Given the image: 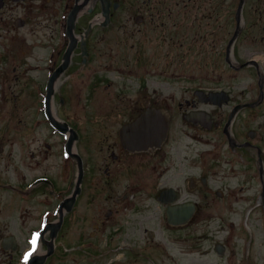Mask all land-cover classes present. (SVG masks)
Masks as SVG:
<instances>
[{
  "label": "rangeland",
  "instance_id": "1",
  "mask_svg": "<svg viewBox=\"0 0 264 264\" xmlns=\"http://www.w3.org/2000/svg\"><path fill=\"white\" fill-rule=\"evenodd\" d=\"M115 1L120 5L112 9V14L110 11L109 27L100 25L104 16L99 4L94 9L93 23L90 21L89 28L92 29L89 35H85L89 28L83 30L86 17L80 18L77 32L80 29L85 31L86 61L82 62V56H85L82 50L76 49L69 67L58 75L51 95L52 113L59 120L66 121L77 133L72 149L82 161L83 176L80 191L69 201L73 208L71 211L63 210L62 224L53 237L56 252L51 257L49 255L43 264L121 263L123 254L120 251L104 252L110 245L105 243L103 231V227L110 223L104 217L105 210L110 207L105 204V197L116 191L118 195L121 194L124 191L123 176H127L114 165L110 167L113 175H107L104 169L106 163L117 164L120 161L118 133L123 118L119 117L117 108L119 97L128 93L127 86H135V81L146 76L144 66L158 73L153 79H148L157 81L159 96L171 95L172 92L175 97L190 95L184 89L189 84L186 81L196 86L204 66H213L217 61L213 51H206L204 37L216 41L220 34L224 40L234 33L240 0ZM36 12L31 13L29 34L20 30V37L24 35L26 41L18 37L19 40L15 39L14 42L6 41V47L0 44V53L7 47L25 50L19 52L20 56H15V62L0 65V264H24L22 253L36 252L39 247L38 254L45 252L40 244L35 251L31 250L28 238L32 235L31 229H39L45 212H49L46 218L50 220L57 216L54 211L58 199H46L45 185L32 186V182L38 177L51 176L63 194L69 197L73 196L78 174L76 159L67 154L64 148V134L55 130L44 115L43 99L48 74L44 69L45 62L52 48L58 47L64 37L59 29L58 33L54 31L50 35L53 26L47 27L45 21H41L43 17ZM144 15L152 16L157 22L163 21L164 25L176 23L178 28L171 34L174 35L173 44L170 40L155 44L152 40L156 38L155 34L160 33L156 38L159 39L167 30L161 32L155 25L153 28L148 25L146 33L151 39H143V60L136 66L135 51L129 45L135 43L141 34L134 26L135 19ZM238 15L235 36L241 33L239 43L245 45L250 42L248 38L253 39L252 46L241 47V53L253 50L264 57V0H244ZM124 38L126 50L121 46ZM165 79L174 81L173 89H170L171 85L161 83ZM133 88H129V91ZM71 180L74 182L72 189L69 185ZM154 207L153 203L150 209L142 212V227L136 231L140 240H150L147 231H151L154 240L167 247L168 256L180 259V263L217 264L211 252L213 241L220 240L221 236L223 239L224 234L231 233L232 237V232L227 233L226 228L224 232L213 231L216 225L213 221L209 226L193 222L186 230L188 236L184 238V233L172 234L167 231ZM230 218L241 225L244 223L241 231L238 228L233 231L232 241L237 243L233 247L236 248L241 241L250 240V236L246 238L248 218L245 216L244 221L236 215ZM111 219L113 221L114 217ZM201 233L206 235L201 241L193 237ZM258 234L256 228V240ZM90 237L99 243L92 244L97 249L86 247L89 243L77 244ZM45 238L49 239V233ZM9 239L13 242H9ZM4 240L13 246L4 248ZM119 243L115 242L113 246ZM145 254L146 250H143L142 255ZM243 255L239 249V257ZM221 262L225 264L223 260ZM236 264L243 263L236 261Z\"/></svg>",
  "mask_w": 264,
  "mask_h": 264
},
{
  "label": "flooded vegetation",
  "instance_id": "2",
  "mask_svg": "<svg viewBox=\"0 0 264 264\" xmlns=\"http://www.w3.org/2000/svg\"><path fill=\"white\" fill-rule=\"evenodd\" d=\"M96 4L101 8L100 0H0V44L6 47V41L14 42L18 37L25 40L24 35L20 37V30L29 34L31 13L37 11L47 27L53 26L50 35L54 31L58 33L59 29L64 37L58 47L52 48L45 62L47 82L51 71L61 63L69 42V12L75 5L77 13L73 33L76 45L66 69L76 49L82 50L81 38L85 37V31L80 29L77 32L80 18L86 17L83 30L89 28L94 20ZM119 5L118 1L109 0L111 14L112 9H117ZM135 21L134 26L141 34L129 46L135 51L137 66L143 60V39H151L146 33L148 25H155L161 32L167 30L159 39L156 38L160 33L155 34L156 38L152 39L155 44H162L165 40L173 44L174 35L171 34L178 26L176 23L164 25L163 21L157 22L152 16L145 15L138 16ZM100 25L109 27V23ZM240 34L230 44L233 34L224 40L218 34L216 41L204 37L206 51H213L217 61L213 66H204L196 86L186 81L189 84L184 89L190 95L175 97L172 92L171 95L159 96L157 81L148 79H153L158 73L143 65L146 76L135 81L132 91H129L132 87L127 86L128 93L119 97L117 108L119 117L123 118L118 133L120 161L117 164L106 163L104 169L107 175H113L110 167L114 165L127 176H123L124 191L121 194L118 195L116 189L117 194L113 192L112 186L113 193L105 197V204L110 207L105 210L104 217L110 223L103 227V231L105 243L110 245L104 252L120 251L123 254L120 264H182L180 259L168 256L167 247L155 241L151 231L145 230L150 240H140L136 235L137 229L142 227V212L150 209L153 203L162 217L161 222L172 234L181 232L186 238V230L193 222L204 226L214 222L213 231L220 232L226 228L227 233L232 232V237L231 233L224 234L223 239L221 236L220 240L213 241L211 252L216 258L214 263L223 264V260L225 264H236V261L264 264V57L253 50L241 53V47L252 46L253 39L248 38L250 42L243 45L239 43ZM125 41L124 38L121 44L123 50H126ZM180 44L183 46L182 42ZM2 51L0 65L15 62V56L25 52L8 47ZM84 55L82 61L85 62L87 48ZM165 80L161 83L171 85L170 89H173L174 81ZM43 177L44 180L35 185L43 183L47 190L44 191L46 199L57 198L56 208H63L67 194H63L51 176ZM73 184L71 180L70 189ZM188 210L191 214L184 224L168 223L169 215L183 216ZM235 215L243 221L247 216L249 231L246 238L250 236L248 242L241 241L236 248L233 247L237 245L236 241H232L233 231L235 228L241 231L244 223L241 225L230 218ZM46 217L41 228L57 218L55 216L50 220ZM111 217H114L113 221ZM256 228L259 231L258 240L255 238ZM47 233L50 238L49 229H45L41 238V250L44 248L45 253L48 250ZM193 237L201 241L206 235L201 233ZM119 241V245L113 246ZM85 243L90 245L86 247L93 248L96 247L92 244H99L92 237L77 244ZM239 249L244 254L241 257ZM143 250H146L145 255H142ZM55 252L54 245L52 254Z\"/></svg>",
  "mask_w": 264,
  "mask_h": 264
},
{
  "label": "water",
  "instance_id": "3",
  "mask_svg": "<svg viewBox=\"0 0 264 264\" xmlns=\"http://www.w3.org/2000/svg\"><path fill=\"white\" fill-rule=\"evenodd\" d=\"M101 1V10H102V15L104 16L105 20L102 22L103 25L107 24L109 22V19H110V8H109V0H100ZM243 1L244 0H240V3H239V7H238V11L239 9L241 8L242 4H243ZM76 13H77V8L76 6L73 8V10L71 11L70 15H69V22H68V35H69V38H70V42L63 54V61L61 62V64H59V66L52 72V74L50 75L49 77V80H48V83H47V86H46V113L51 121V123L57 127L59 130H61L62 132H65V131H70V137L66 143V147L67 149L70 151V148H71V145H72V142L77 138V133L74 131V129L70 128L68 126V124L65 122V121H60V120H57L55 119L52 114L50 113V108H49V103H50V97L53 93V89H54V81L57 79L58 75L60 73H62L65 68L67 67L68 63H69V60H70V55L73 51V49L75 48V45H76V37H74L73 35V27H74V20H75V17H76ZM237 19H239V15L237 14ZM90 27V25H89ZM89 31V30H88ZM88 31L85 33L88 34ZM237 33V31L235 32V34ZM81 49H82V52L83 54L86 53V48H85V40H84V36H82L81 38ZM141 118L138 120L140 121ZM72 155L77 159L78 161V178H77V182H76V187L73 191V196L69 197L67 199V201L65 202L64 206H66V208L69 210L71 209V205L69 203V201H72L74 198H75V195L80 191V183H81V180H82V176H83V169H82V161L80 159V157L78 156V154H75V153H72ZM192 210V208H190ZM191 210L187 211L186 212V215H183V216H172L171 218H169V222L171 223H185V221L187 219H189L190 217V214H191ZM61 221H62V216H60V220L57 222V223H54V224H50L48 228H50V237H51V240L49 241L48 244V247H49V250L47 252L46 255H43V256H34L32 259H31V262L33 264H42L43 263V260L45 259L46 256L50 255L52 253V238L56 235V232L61 224ZM9 242H12V239H9ZM9 245H11V243H7V245H4V248H7Z\"/></svg>",
  "mask_w": 264,
  "mask_h": 264
},
{
  "label": "bare ground",
  "instance_id": "4",
  "mask_svg": "<svg viewBox=\"0 0 264 264\" xmlns=\"http://www.w3.org/2000/svg\"><path fill=\"white\" fill-rule=\"evenodd\" d=\"M96 20H97V19H96ZM54 82L57 83L56 80H55ZM55 83H54V84H55ZM55 86H56V85H55ZM52 114H53V117H54V118L57 117L56 115H54V113H52ZM56 119H58V118H56ZM73 149H74V148H73ZM59 214H60V212H59ZM59 214L57 215V217H59ZM39 252H40V247H39L38 250H36V252H34V254H38ZM29 264H30V263H29Z\"/></svg>",
  "mask_w": 264,
  "mask_h": 264
}]
</instances>
